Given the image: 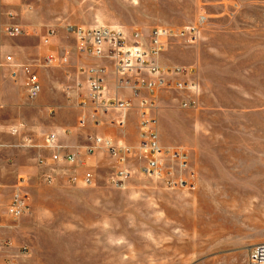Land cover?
<instances>
[{
    "label": "rangeland",
    "instance_id": "rangeland-1",
    "mask_svg": "<svg viewBox=\"0 0 264 264\" xmlns=\"http://www.w3.org/2000/svg\"><path fill=\"white\" fill-rule=\"evenodd\" d=\"M34 3L40 35L57 28L64 49L74 44L68 25L119 27L127 33L197 25L194 39L171 36L159 61L198 80V104L182 108L183 93L166 89L159 92L155 111L160 142L186 152L194 185L168 188L148 177L138 159H130L122 187L111 185L117 162L101 148L86 153L85 136L96 127L78 126L79 91L72 85V100L60 112L64 137L58 142L71 144L84 163L47 168L54 181L60 177L67 185L46 183L44 171L23 184L27 212L34 206L35 218L20 236L26 258L13 263L247 264L249 248L264 241V0ZM75 55L70 49L69 64L54 66L62 81L73 80L80 57ZM109 115L114 122L99 128L137 145V112ZM57 130L44 132L38 149L50 155L44 136ZM86 170L94 173L89 185L80 181Z\"/></svg>",
    "mask_w": 264,
    "mask_h": 264
},
{
    "label": "built area",
    "instance_id": "built-area-1",
    "mask_svg": "<svg viewBox=\"0 0 264 264\" xmlns=\"http://www.w3.org/2000/svg\"><path fill=\"white\" fill-rule=\"evenodd\" d=\"M65 30L74 39L73 52L80 57L95 61L78 60L75 71L74 88L77 93L79 127L92 123L101 127L103 123H113L111 112L126 113L136 111L139 121V141L132 146L124 141L114 140L109 135L89 132L86 134V153L91 154L95 148H101L113 157L117 166L109 182L120 188L130 176L129 161L138 159L144 162L143 171L151 178L159 180L168 188L191 187L193 172L189 168L186 152L180 147H166L160 142L155 111L158 106L159 92L172 89L183 93L179 100L182 108H195L198 104L200 85L194 78H186L187 70L170 69L163 66L159 59L171 36L188 35L194 39L198 34L197 25L187 26L176 31L163 25H157L143 31L134 29L130 33L119 27L90 25H68ZM25 31L17 25L5 28L8 36L23 34ZM57 35V28H46L42 42L48 44ZM70 49L52 51L43 57L45 66L66 65L70 62ZM10 77L17 81L24 77L26 96L35 99L41 92V84L34 66L30 63L16 62L11 55L5 56ZM113 73L114 88H110L108 76ZM124 119L118 123H123ZM14 131V130H13ZM45 146L52 149L49 160L43 157L38 162L52 167L66 165H83L77 152L67 151L64 144L58 142L57 133L49 132L44 136ZM53 173H44L46 183H53ZM77 177L70 179L76 182ZM80 181L91 184L94 173L86 170ZM28 211V195L23 189V182L17 184L6 205L3 217L16 220ZM10 245V240L0 242V247ZM23 249H26L25 247ZM5 264H14L7 260ZM247 264H264V241L253 244L247 254Z\"/></svg>",
    "mask_w": 264,
    "mask_h": 264
},
{
    "label": "crops",
    "instance_id": "crops-1",
    "mask_svg": "<svg viewBox=\"0 0 264 264\" xmlns=\"http://www.w3.org/2000/svg\"><path fill=\"white\" fill-rule=\"evenodd\" d=\"M37 7L34 0H0V242L10 240V245L0 247V264H5L7 260L17 263L26 258L20 250L21 246L26 245L25 239L20 236L28 228L27 222L35 218L34 206L16 220L3 217V212L20 181L25 184L28 180H34L39 173L49 172L46 171L48 166L39 163L37 159L43 157L49 160L50 155L38 147L46 131L56 128L58 140L64 137L61 130L63 118H60V112L68 107L67 102L72 100L73 95L74 76L73 80L68 81L65 77L62 81L58 69L42 64L47 53L63 48L64 42L61 39L64 34L57 30V35L50 43H43L39 33L41 20L37 16ZM9 25L20 26L25 32L8 36L5 28ZM71 49L75 50L73 45ZM6 55H11L16 62L30 63L34 66L41 84V92L35 99L27 98L23 76H19L17 81L10 77V69L5 62ZM86 60L95 61L91 58ZM108 80L110 88L113 89L112 71ZM68 83H71L70 86H67ZM100 129L96 127L93 132L119 140L118 136L106 134ZM85 141L86 145V136ZM61 144L65 145L67 151L78 153L72 149L71 144ZM51 184L67 185L60 177Z\"/></svg>",
    "mask_w": 264,
    "mask_h": 264
}]
</instances>
